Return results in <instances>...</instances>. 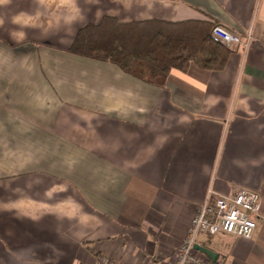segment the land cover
Returning <instances> with one entry per match:
<instances>
[{"label": "crops", "instance_id": "obj_1", "mask_svg": "<svg viewBox=\"0 0 264 264\" xmlns=\"http://www.w3.org/2000/svg\"><path fill=\"white\" fill-rule=\"evenodd\" d=\"M108 18L253 37L151 82L72 52ZM243 188L254 237L200 235L208 264H264V0H0V264H175L210 192Z\"/></svg>", "mask_w": 264, "mask_h": 264}, {"label": "trees", "instance_id": "obj_2", "mask_svg": "<svg viewBox=\"0 0 264 264\" xmlns=\"http://www.w3.org/2000/svg\"><path fill=\"white\" fill-rule=\"evenodd\" d=\"M214 26L201 22L123 25L108 18L99 26L82 29L71 50L110 61L151 82H164L170 71H187L191 64L209 71L225 69L233 51L213 37Z\"/></svg>", "mask_w": 264, "mask_h": 264}, {"label": "built area", "instance_id": "obj_3", "mask_svg": "<svg viewBox=\"0 0 264 264\" xmlns=\"http://www.w3.org/2000/svg\"><path fill=\"white\" fill-rule=\"evenodd\" d=\"M212 35L230 49L242 46L245 50L253 37L250 31L246 38H241L220 25L213 27ZM260 218L261 202L257 192L244 188L230 196H213L210 192L192 220L187 237L176 250L175 264H208L197 255L195 249L200 235L224 234L251 240ZM97 261L98 264H118L106 256H100Z\"/></svg>", "mask_w": 264, "mask_h": 264}, {"label": "water", "instance_id": "obj_4", "mask_svg": "<svg viewBox=\"0 0 264 264\" xmlns=\"http://www.w3.org/2000/svg\"><path fill=\"white\" fill-rule=\"evenodd\" d=\"M195 249H196L197 251H199V252H202V253L206 254V255L209 256L210 258H215V259H217L216 254H215L214 252L208 250V249H205V248L200 247V246H198V245L195 246ZM213 262L215 263L216 260H214Z\"/></svg>", "mask_w": 264, "mask_h": 264}, {"label": "rangeland", "instance_id": "obj_5", "mask_svg": "<svg viewBox=\"0 0 264 264\" xmlns=\"http://www.w3.org/2000/svg\"><path fill=\"white\" fill-rule=\"evenodd\" d=\"M97 263H98V261H97Z\"/></svg>", "mask_w": 264, "mask_h": 264}]
</instances>
